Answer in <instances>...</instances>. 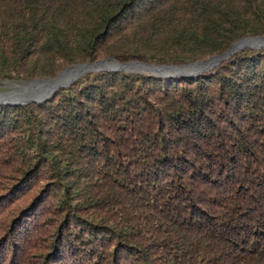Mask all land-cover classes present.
Listing matches in <instances>:
<instances>
[{
    "label": "trees",
    "instance_id": "trees-1",
    "mask_svg": "<svg viewBox=\"0 0 264 264\" xmlns=\"http://www.w3.org/2000/svg\"><path fill=\"white\" fill-rule=\"evenodd\" d=\"M249 36L264 0H0V81L187 64ZM0 264H264V47L0 103Z\"/></svg>",
    "mask_w": 264,
    "mask_h": 264
},
{
    "label": "water",
    "instance_id": "water-1",
    "mask_svg": "<svg viewBox=\"0 0 264 264\" xmlns=\"http://www.w3.org/2000/svg\"><path fill=\"white\" fill-rule=\"evenodd\" d=\"M250 39L261 40L263 42L260 44L250 45L249 43L244 42V41H247V39H245V38L239 39V40H236L231 45V47L223 54H217L214 56H209L206 59L197 60L195 62H190L187 64H169V65L168 64H161V65H158L155 63H147V62H142V61L109 62L107 60H99V61H96L93 63H87V64H83V65L91 66V65H96V64L108 63L109 65L108 64L102 65L103 70H104V68H106L105 70H127L128 66H135V67H138L139 69L146 71V73H150V74L158 76V77H165L164 74L161 73V71L165 70V69L166 70H173V69H179V68H182L185 66L191 67V68L196 67V70H194V72H193L194 74L193 73H179V74L171 75V77H173V76L194 77V76L200 75L204 71L212 69L213 67L217 66L222 61L227 60L230 57V55L234 54L236 51L243 49V47H245V46L250 45L252 48H256V49L264 47V37H251ZM99 70H102V69L101 68L100 69L99 68L98 69L90 68L87 71L97 72ZM59 75H61V73ZM77 78H78V76L73 77L69 82L55 86L53 88L52 92L49 94V96L61 87L70 86ZM49 96H46L43 98H37V99L36 98H30V99L26 98L23 101H21V100H16V101H14V100H0V103H4V104H28L32 101L42 102V101L48 99Z\"/></svg>",
    "mask_w": 264,
    "mask_h": 264
},
{
    "label": "rangeland",
    "instance_id": "rangeland-1",
    "mask_svg": "<svg viewBox=\"0 0 264 264\" xmlns=\"http://www.w3.org/2000/svg\"><path fill=\"white\" fill-rule=\"evenodd\" d=\"M251 37H264V36H249V37H244V38L247 39V40H254V39H250ZM250 45H255V44H250ZM250 45L243 47V49H245L247 47H251ZM261 48H263V47H261ZM243 49H241V50H243ZM241 50H239V51H241ZM236 52H238V51H236ZM232 55H230V57ZM99 60H107L109 62L118 61L117 59H115L113 57H103V58H100V59H98L96 61H99ZM96 61H94V62H96ZM135 61H137V60H135ZM83 64H87V63L79 62V63H75V64H73L71 66H67V67L63 68L62 70H60L55 77L38 78V79L28 80V81H21V80L0 81V96H3V95L5 96L6 95V96H9L11 98H15L16 100H23V99L25 100L26 98H29V99L30 98H36L37 99V98L49 96V94L52 91L50 93H48V94L46 92H47L48 86L53 82L51 79L56 80V79H58L60 77V75H59L60 73L63 74V73H65V71L67 72V70L73 69V68L78 67L79 65H83ZM98 68L99 69L101 68L102 70H99L97 72L103 71L102 66H95L92 69H98ZM105 69L106 68H104V70ZM87 70L88 69L83 71L81 74L77 75L78 78L76 80H78L79 78H81L85 74L90 73V71H87ZM127 70L138 72V73L150 74V73H146V71H144L142 69H139L138 67H135V66H128ZM173 77H177V76H173ZM173 77L169 76V77H161V78H164L166 80H171ZM52 95L53 94H51L49 97H51ZM2 217H3V215H2ZM40 239L36 236L35 239H34V242L35 243H39Z\"/></svg>",
    "mask_w": 264,
    "mask_h": 264
},
{
    "label": "bare ground",
    "instance_id": "bare-ground-1",
    "mask_svg": "<svg viewBox=\"0 0 264 264\" xmlns=\"http://www.w3.org/2000/svg\"><path fill=\"white\" fill-rule=\"evenodd\" d=\"M244 42L249 43V44H260L263 41L254 39V40H247V41H244ZM103 64L107 65L108 63L96 64V65H91V66L79 65L78 67H75L73 69L67 70V72L65 71V73L61 74L58 79H56V80L51 79L53 82L48 86L46 93L47 94L50 93L53 90V88L55 86L59 85V84H64V83L69 82L73 77L81 74L86 69H90V68H93L95 66H102ZM194 70H196V67L195 68H191V67L185 66V67H182V68H179V69H173V70H166L165 69V70H162L161 73L164 74L165 77H169V76H171L173 74L193 73ZM41 98H43V97H41ZM0 100H14V101H16L15 98H11V97L6 96V95L5 96L4 95L0 96ZM23 100H21V101H23Z\"/></svg>",
    "mask_w": 264,
    "mask_h": 264
}]
</instances>
